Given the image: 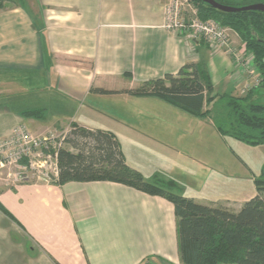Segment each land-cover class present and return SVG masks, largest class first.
<instances>
[{
  "label": "crops",
  "instance_id": "0c3cea01",
  "mask_svg": "<svg viewBox=\"0 0 264 264\" xmlns=\"http://www.w3.org/2000/svg\"><path fill=\"white\" fill-rule=\"evenodd\" d=\"M25 1L0 7V76L17 75L10 130L101 126L155 141L167 128L181 131L167 126L176 112L124 91L189 63H201L223 93L249 77L226 53L213 54L202 42L188 46L163 30L166 0ZM23 89L34 96L23 101ZM105 100L110 109L103 112L97 105ZM27 110H43V118H26ZM0 205L7 211L0 210V264H180L172 204L121 184H21L1 189Z\"/></svg>",
  "mask_w": 264,
  "mask_h": 264
},
{
  "label": "trees",
  "instance_id": "16d2710c",
  "mask_svg": "<svg viewBox=\"0 0 264 264\" xmlns=\"http://www.w3.org/2000/svg\"><path fill=\"white\" fill-rule=\"evenodd\" d=\"M5 1L0 0V7ZM215 1L224 6L242 7L263 0L245 4ZM193 2L200 20L212 19L235 33L241 42L240 50L253 58L251 65L260 79L257 87L264 88V12L224 13L200 0ZM254 88L244 96L214 93L209 72L201 63H189L175 74L147 80L123 93L159 99L193 117L209 118L223 138L264 146V105L254 100ZM93 91L100 95L113 93L103 89ZM43 115V110L23 112L26 118L42 119ZM70 135L74 138L66 139V143L75 152L58 150V178L51 184L111 182L165 199L174 210L180 264H264V165L262 178L256 181L257 195L233 212L224 207L202 205L174 193L176 185L172 180L145 181L139 171L125 162L119 141L110 131L72 126ZM0 210L7 214L1 205Z\"/></svg>",
  "mask_w": 264,
  "mask_h": 264
},
{
  "label": "rangeland",
  "instance_id": "374dc122",
  "mask_svg": "<svg viewBox=\"0 0 264 264\" xmlns=\"http://www.w3.org/2000/svg\"><path fill=\"white\" fill-rule=\"evenodd\" d=\"M13 1L27 3L25 0ZM234 1L245 4L253 0ZM193 6L196 5L193 3ZM234 37H231V40L234 46L240 49L241 42ZM232 65L238 70L237 66L233 63ZM225 72L228 75L229 68ZM255 73L248 74V81H243L240 86L229 88L226 92L238 96L246 95L243 89L245 85L253 82L254 77L258 78V74ZM214 75L222 78L218 73ZM25 91L23 89L20 94L23 101L34 96L33 91ZM214 93L221 94L223 90L217 87ZM253 94L254 100L264 105V88L261 86L254 88ZM97 106V109L100 107L103 112L110 109L106 100L99 101ZM165 107L176 112L166 116L167 126H179L181 131L178 128L175 131L167 128L161 138L150 136L155 137V141L148 139L149 136L139 134L115 135L123 155L131 163L130 167L139 171L147 182L156 178L172 180L176 185L174 193L210 207L238 211L244 202L257 195L256 181L262 178L264 146L248 145L229 137L223 138L209 118L193 117L167 104ZM210 107L211 104L207 108ZM100 120V124L106 122L104 118ZM14 123H17V75L6 73L0 76V138L10 132V127ZM99 128L105 129L101 126ZM71 130L72 127L64 130L67 133L66 139L74 138V135H70ZM45 132L31 133L41 135ZM63 148L75 152L69 143ZM6 175L5 172L0 176V190L21 185L19 183L12 185L11 179L7 180L9 178H6ZM31 183L37 182L31 180ZM262 196L264 197V193ZM157 264L162 262L157 261Z\"/></svg>",
  "mask_w": 264,
  "mask_h": 264
},
{
  "label": "built area",
  "instance_id": "2783aa9c",
  "mask_svg": "<svg viewBox=\"0 0 264 264\" xmlns=\"http://www.w3.org/2000/svg\"><path fill=\"white\" fill-rule=\"evenodd\" d=\"M161 28L183 38L188 46L203 42L213 54L226 53L238 70L243 67L246 74H253L249 67L253 58L243 50L235 49L231 40L235 33L212 19L200 20L196 6L190 0H166ZM235 75L237 77L238 73ZM259 82L260 79L254 77L252 83L245 85V94ZM66 131L50 130L33 135L26 125H15L5 137L0 138V176L6 172L7 180L11 179L14 186L17 183L30 184L31 180L50 185L58 178L57 154L66 144Z\"/></svg>",
  "mask_w": 264,
  "mask_h": 264
},
{
  "label": "water",
  "instance_id": "95a60500",
  "mask_svg": "<svg viewBox=\"0 0 264 264\" xmlns=\"http://www.w3.org/2000/svg\"><path fill=\"white\" fill-rule=\"evenodd\" d=\"M200 1L211 6L214 9H217V10L225 12V13H237V12H243V11L264 12V4H253V5L244 6V7H240V8H233V7L222 6L220 4H217L214 0H200Z\"/></svg>",
  "mask_w": 264,
  "mask_h": 264
},
{
  "label": "flooded vegetation",
  "instance_id": "af4514ba",
  "mask_svg": "<svg viewBox=\"0 0 264 264\" xmlns=\"http://www.w3.org/2000/svg\"><path fill=\"white\" fill-rule=\"evenodd\" d=\"M191 2H193V0H190ZM215 1V0H214ZM234 1V0H233ZM216 2V1H215ZM194 3V2H193ZM203 3V2H202ZM217 4H219L218 2H216ZM258 4H264V0L262 1V2H260V3H258ZM221 5V4H220ZM249 5H253V4H249ZM249 5H247V6H249ZM222 6H224V5H222ZM229 7H232V6H229ZM242 7H244V6H242ZM233 8H240V7H233ZM196 9H197V7H196ZM214 9V8H213ZM215 10H217V9H215ZM219 11V10H218ZM220 12H222V11H220ZM225 13V12H224ZM238 13V12H237ZM197 15H198V10H197Z\"/></svg>",
  "mask_w": 264,
  "mask_h": 264
}]
</instances>
